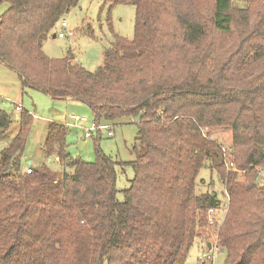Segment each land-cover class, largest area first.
Wrapping results in <instances>:
<instances>
[{
    "label": "trees",
    "instance_id": "obj_1",
    "mask_svg": "<svg viewBox=\"0 0 264 264\" xmlns=\"http://www.w3.org/2000/svg\"><path fill=\"white\" fill-rule=\"evenodd\" d=\"M78 1L0 0V62L22 89L80 101L96 123L138 116L134 159L115 161L98 144L94 161L75 159L68 126L51 121L43 150L62 173L45 164L27 173L32 115L22 110L0 151V264H185L195 240L223 250V264H264V0L242 9L231 0H109L135 7L134 34L112 32L93 71L70 50L43 51ZM10 122L0 109V137ZM220 131L232 134L226 152L211 137ZM127 165L133 177L119 200L116 167ZM205 167L226 196L219 224L207 222L221 204L216 191L197 192Z\"/></svg>",
    "mask_w": 264,
    "mask_h": 264
},
{
    "label": "rangeland",
    "instance_id": "obj_2",
    "mask_svg": "<svg viewBox=\"0 0 264 264\" xmlns=\"http://www.w3.org/2000/svg\"><path fill=\"white\" fill-rule=\"evenodd\" d=\"M185 1L186 4L188 0ZM234 9L245 8L248 0H231ZM185 4V5H186ZM7 3H0V14L6 8ZM182 5L180 11H182ZM135 7L131 4H112L109 0H79L64 19L70 29L74 30L72 37L48 36L43 43V51L50 57H63L68 50L74 55V61L93 71L99 66L104 57V49L113 40L112 32L131 39L134 34ZM111 29L113 31H111ZM56 33L59 26L55 28ZM22 106L21 110L15 109V104ZM0 109L5 110L11 117V122L2 137H0V151L7 146L19 130L20 113L28 111L32 115V121L26 134L25 145L22 152V168L25 171L29 165L39 166L45 164L58 175L62 173V164L57 161L56 155H46L43 145L47 136L48 124L51 121L65 123L71 115L84 116L87 124L91 122L93 114L88 105L70 99H55L44 92L25 87L22 89L21 80L17 72L6 64L0 62ZM138 116H124L112 124V135H107L103 129L95 130L93 136L86 137L84 130L79 127H67L66 151L75 158L84 161H94L95 147L115 161L128 162L134 159L132 147L137 135ZM100 125L106 124L104 121ZM212 138L221 143L224 148L232 145V134L229 131H220L211 135ZM83 141L82 149L78 147ZM28 161L31 163L28 165ZM115 186L117 198L122 200V189L129 186V180L133 177V169L127 165L121 169L116 167ZM242 179V172L238 173ZM258 178V177H257ZM259 181V178L256 179ZM255 183H258L256 182ZM216 191L221 200V208L214 213L215 222H220L224 215L222 206H226L224 188L217 173L209 167L201 169L198 181L197 192ZM213 193V192H212ZM215 227V226H214ZM215 230V228H214ZM210 240L214 242L213 232L210 229ZM199 240H195L189 249L185 264H223L225 252L208 249ZM213 254L211 261H205L202 253ZM204 261V262H203Z\"/></svg>",
    "mask_w": 264,
    "mask_h": 264
},
{
    "label": "built area",
    "instance_id": "obj_3",
    "mask_svg": "<svg viewBox=\"0 0 264 264\" xmlns=\"http://www.w3.org/2000/svg\"><path fill=\"white\" fill-rule=\"evenodd\" d=\"M56 35L59 38L72 37L74 35V30L69 28V25L64 18H62L59 22V31L56 33ZM15 109L21 110L22 106L20 104L16 103ZM84 124H87L86 117L77 116V115H71L69 117V121L65 122L66 126H71V127L73 126V127L82 128L84 130V135L86 137H90L91 133L97 129L106 130L107 135L113 134V131L111 128L112 126L110 123L100 125L99 123H96L94 120H92L91 122L88 123V125H84ZM222 149L224 152L227 151V148H224L223 146H222ZM228 165H229V167H233L232 163H229ZM30 171L31 170L29 167H27V169L25 170V172H27V173H29ZM220 208H221V206L219 208H210L209 210H207V222L209 225L214 224V222H215L214 213L217 210H219ZM222 208L225 210V206H222ZM211 248H213V250H218L216 245H211L210 249ZM201 256L204 260H212L213 254H207L206 252H203Z\"/></svg>",
    "mask_w": 264,
    "mask_h": 264
},
{
    "label": "water",
    "instance_id": "obj_4",
    "mask_svg": "<svg viewBox=\"0 0 264 264\" xmlns=\"http://www.w3.org/2000/svg\"><path fill=\"white\" fill-rule=\"evenodd\" d=\"M83 146H84V142L83 141H81L80 143H79V145H78V147L80 148V149H82L83 148ZM28 163V165L31 163L30 161H28L27 162ZM258 179V178H257ZM256 182H258V180H256ZM208 249H210V247H211V244L210 243H208Z\"/></svg>",
    "mask_w": 264,
    "mask_h": 264
},
{
    "label": "crops",
    "instance_id": "obj_5",
    "mask_svg": "<svg viewBox=\"0 0 264 264\" xmlns=\"http://www.w3.org/2000/svg\"><path fill=\"white\" fill-rule=\"evenodd\" d=\"M66 99H70L71 100V98H66ZM56 159H57V157H56ZM57 161H58V159H57Z\"/></svg>",
    "mask_w": 264,
    "mask_h": 264
}]
</instances>
